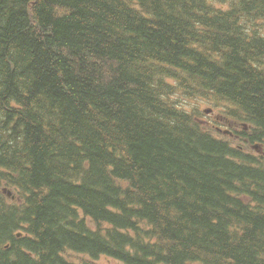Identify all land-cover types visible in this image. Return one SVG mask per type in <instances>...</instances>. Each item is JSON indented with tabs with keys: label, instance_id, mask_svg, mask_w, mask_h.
<instances>
[{
	"label": "trees",
	"instance_id": "obj_1",
	"mask_svg": "<svg viewBox=\"0 0 264 264\" xmlns=\"http://www.w3.org/2000/svg\"><path fill=\"white\" fill-rule=\"evenodd\" d=\"M0 100V264H264V0H0Z\"/></svg>",
	"mask_w": 264,
	"mask_h": 264
},
{
	"label": "rangeland",
	"instance_id": "obj_2",
	"mask_svg": "<svg viewBox=\"0 0 264 264\" xmlns=\"http://www.w3.org/2000/svg\"><path fill=\"white\" fill-rule=\"evenodd\" d=\"M193 102L195 104L202 105V109L205 108L204 106L208 105V102L204 101L203 98H197V99L193 100ZM200 115H201L200 118H203V119H206V120H210L211 119L209 114H207L205 112L201 113ZM237 142H239V141L237 140ZM98 263H100V264H114V263H117V261L114 260L113 258L109 257V256H105L104 255V256H101L98 259Z\"/></svg>",
	"mask_w": 264,
	"mask_h": 264
},
{
	"label": "bare ground",
	"instance_id": "obj_3",
	"mask_svg": "<svg viewBox=\"0 0 264 264\" xmlns=\"http://www.w3.org/2000/svg\"><path fill=\"white\" fill-rule=\"evenodd\" d=\"M1 101V100H0ZM2 102V101H1ZM239 103V102H238ZM4 110V109H3ZM3 135V134H2ZM3 138V137H2ZM7 138V137H6ZM1 139V138H0ZM4 140V139H3ZM7 140V139H6ZM7 142V141H6ZM2 143V142H1ZM1 146H2V144H0ZM87 228H88V226H87ZM65 249V248H64Z\"/></svg>",
	"mask_w": 264,
	"mask_h": 264
}]
</instances>
